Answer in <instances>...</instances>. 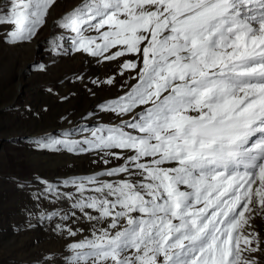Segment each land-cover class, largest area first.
I'll list each match as a JSON object with an SVG mask.
<instances>
[{
    "label": "snow or ice",
    "instance_id": "1",
    "mask_svg": "<svg viewBox=\"0 0 264 264\" xmlns=\"http://www.w3.org/2000/svg\"><path fill=\"white\" fill-rule=\"evenodd\" d=\"M56 2L0 4L5 42L32 41ZM57 24L72 50L121 59L118 75L131 71L135 81L99 105L118 123L81 129L89 135L79 140L67 133L37 141L102 153L106 165V157L121 161L64 181L78 195L42 181L91 225L89 236L67 245L63 264H261L264 0H81ZM54 216L57 232L83 233L64 223L76 211L41 219Z\"/></svg>",
    "mask_w": 264,
    "mask_h": 264
},
{
    "label": "rangeland",
    "instance_id": "2",
    "mask_svg": "<svg viewBox=\"0 0 264 264\" xmlns=\"http://www.w3.org/2000/svg\"><path fill=\"white\" fill-rule=\"evenodd\" d=\"M80 3L57 0L46 25L30 42L7 43L6 30L0 28V264H63L64 257L71 255L67 245L89 236L91 225L70 208V201L46 194L42 181L61 194L78 195L64 181L92 176L121 163L106 157L111 160L106 165L102 153L68 152L62 147L52 151L37 143L48 137L63 139L67 133L79 140L89 135L81 129L118 123L114 114L100 111L99 105L135 83L131 71L118 75L121 59L106 61L71 49L70 34L57 21ZM61 36L65 39L58 42L63 48L54 49L52 41ZM112 76L114 85L103 83ZM71 211L76 216L64 223L74 230L83 229L76 237L55 230L61 223L59 216L41 219L53 212ZM256 223L264 237V221L257 219ZM46 256L53 260L45 261ZM258 259L264 264V256L258 254Z\"/></svg>",
    "mask_w": 264,
    "mask_h": 264
},
{
    "label": "water",
    "instance_id": "3",
    "mask_svg": "<svg viewBox=\"0 0 264 264\" xmlns=\"http://www.w3.org/2000/svg\"><path fill=\"white\" fill-rule=\"evenodd\" d=\"M3 1H4V0H1L0 4H2Z\"/></svg>",
    "mask_w": 264,
    "mask_h": 264
},
{
    "label": "bare ground",
    "instance_id": "4",
    "mask_svg": "<svg viewBox=\"0 0 264 264\" xmlns=\"http://www.w3.org/2000/svg\"><path fill=\"white\" fill-rule=\"evenodd\" d=\"M29 50V49H28Z\"/></svg>",
    "mask_w": 264,
    "mask_h": 264
}]
</instances>
